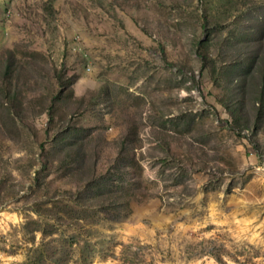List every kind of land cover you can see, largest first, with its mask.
Instances as JSON below:
<instances>
[{
    "label": "rangeland",
    "instance_id": "374dc122",
    "mask_svg": "<svg viewBox=\"0 0 264 264\" xmlns=\"http://www.w3.org/2000/svg\"><path fill=\"white\" fill-rule=\"evenodd\" d=\"M232 42L241 57L251 43L264 55V0H0V61L16 45L43 53L88 102L79 121L96 130L102 119L112 141L138 121L146 174L159 184L110 220L52 199L32 183V145L0 142L11 172L0 185V264H264V130L252 127L260 72L229 65L217 83L201 60L225 64ZM151 127L173 140L170 151ZM49 201L51 212L34 210ZM213 244L222 260L204 248Z\"/></svg>",
    "mask_w": 264,
    "mask_h": 264
},
{
    "label": "trees",
    "instance_id": "16d2710c",
    "mask_svg": "<svg viewBox=\"0 0 264 264\" xmlns=\"http://www.w3.org/2000/svg\"><path fill=\"white\" fill-rule=\"evenodd\" d=\"M20 48L22 46L16 45L13 49H6L0 61V142L11 143L5 151L32 145L35 162L28 164L30 170L35 168L32 183L43 187L52 199L63 198L66 205L71 202L82 211L97 209L110 220L130 214L133 202L147 201L158 195L157 180L146 174L144 160L149 155H146L147 147L141 134L144 126L136 120L126 121L113 141L108 138L102 119L93 124L96 130L90 129L79 121L83 111L88 109V102L84 96L74 95L72 76L62 67L49 68L43 53L29 49L21 51ZM243 48L249 53L241 57L242 46L228 43L225 64L207 53L201 54V60L203 66L210 68L217 83V71H226L229 65L257 66L260 72L257 121L252 127L259 133L264 130V55L260 46L254 43ZM226 108L229 114L233 113L230 107ZM217 118L220 120V115ZM225 120L228 122L229 118ZM238 120L242 122L241 118ZM244 130L246 134L249 132V129ZM160 132L151 127L147 133L154 137L153 143L170 151L173 140L165 139ZM109 148H114V154L108 153ZM1 158L0 185L3 187L6 174L11 172L8 167H2L8 163L4 156ZM53 172L59 180L76 182V189L53 188L52 181L46 177ZM49 202L51 204L47 203L46 209L36 205L34 210L39 215L42 209L51 212L55 205L54 201ZM54 214L62 218L60 211ZM217 245H205L204 248L222 260ZM238 263L245 264L243 261Z\"/></svg>",
    "mask_w": 264,
    "mask_h": 264
}]
</instances>
